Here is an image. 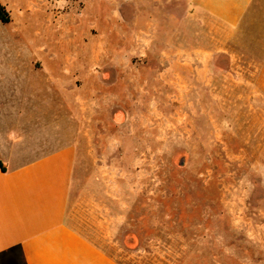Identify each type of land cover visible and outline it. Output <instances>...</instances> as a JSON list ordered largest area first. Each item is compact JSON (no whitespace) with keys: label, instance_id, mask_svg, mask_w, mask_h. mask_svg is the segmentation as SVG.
<instances>
[{"label":"rangeland","instance_id":"1","mask_svg":"<svg viewBox=\"0 0 264 264\" xmlns=\"http://www.w3.org/2000/svg\"><path fill=\"white\" fill-rule=\"evenodd\" d=\"M10 1L0 3L10 11ZM48 2L50 32L59 22L85 17L87 25L99 16L98 0ZM39 20L28 23L22 45L43 63L56 55L68 68L74 47L66 40L57 47L50 34L47 44ZM14 21L0 24L1 61ZM86 30L84 45L104 43L101 31ZM64 33L80 31L68 24ZM46 44L48 52H37ZM111 44L119 51L118 39ZM162 48L143 63L134 58L127 76L119 56L104 57L88 87L79 84L87 98L70 224L121 264H264V88L250 67L261 58L242 50L210 58L208 67L200 57L185 65L184 56L170 66Z\"/></svg>","mask_w":264,"mask_h":264},{"label":"crops","instance_id":"2","mask_svg":"<svg viewBox=\"0 0 264 264\" xmlns=\"http://www.w3.org/2000/svg\"><path fill=\"white\" fill-rule=\"evenodd\" d=\"M37 1L12 0L10 11L0 3L10 17L5 25H14V17L18 25L9 35L7 61L0 54V264H121L68 217L87 98L79 84L88 87L104 57L119 56L127 76L134 58L143 63L163 47L170 66L184 56L185 65L200 57L208 67L221 53L235 57L249 50L248 56L261 58L250 67L264 88V0H98L96 22L69 20L79 35L64 33L68 24L59 21L50 32L49 2L41 0L39 14ZM38 19L47 44L50 34L57 47L64 40L74 47L68 68L56 55L43 63L22 45L28 23ZM89 27L101 31L104 43L92 38L90 46L83 44ZM116 39L119 51L111 44ZM178 40L200 45L177 49ZM47 44L37 52H48Z\"/></svg>","mask_w":264,"mask_h":264},{"label":"trees","instance_id":"3","mask_svg":"<svg viewBox=\"0 0 264 264\" xmlns=\"http://www.w3.org/2000/svg\"><path fill=\"white\" fill-rule=\"evenodd\" d=\"M0 22L2 24H8L10 22V17H9L8 12L1 5H0ZM0 166H1V164H0Z\"/></svg>","mask_w":264,"mask_h":264}]
</instances>
